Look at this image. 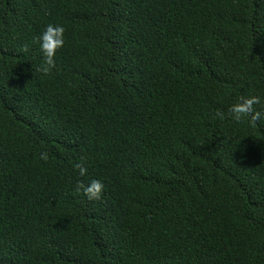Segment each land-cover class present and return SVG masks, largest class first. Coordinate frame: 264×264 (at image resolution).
<instances>
[{"label":"trees","instance_id":"1","mask_svg":"<svg viewBox=\"0 0 264 264\" xmlns=\"http://www.w3.org/2000/svg\"><path fill=\"white\" fill-rule=\"evenodd\" d=\"M249 95L264 0H0V264H264V119L216 115Z\"/></svg>","mask_w":264,"mask_h":264},{"label":"clouds","instance_id":"2","mask_svg":"<svg viewBox=\"0 0 264 264\" xmlns=\"http://www.w3.org/2000/svg\"><path fill=\"white\" fill-rule=\"evenodd\" d=\"M64 32L65 28L63 25L49 23L38 36H33L31 43L38 44L41 57L40 63L34 66L35 72L46 76L57 67L55 57L57 50L64 45ZM27 48L28 45L25 44L22 50L26 51ZM254 105H259L260 107L255 108ZM216 115L219 116L220 119H224L226 115L231 121L237 124L245 119H247L249 124H255L264 119V97L259 95L241 96L228 106L226 113L217 112ZM38 158L42 161H47V152L41 151ZM73 168L78 171L80 176H85L87 173L83 158L74 163ZM103 188V182L93 178L89 180L87 184L78 181L75 191L80 192L82 190L84 195L92 200L100 197Z\"/></svg>","mask_w":264,"mask_h":264}]
</instances>
